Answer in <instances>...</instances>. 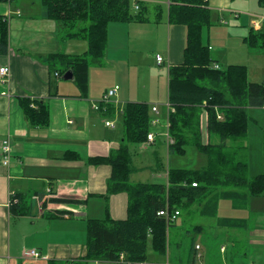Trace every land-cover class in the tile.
<instances>
[{"label": "crops", "instance_id": "crops-1", "mask_svg": "<svg viewBox=\"0 0 264 264\" xmlns=\"http://www.w3.org/2000/svg\"><path fill=\"white\" fill-rule=\"evenodd\" d=\"M26 1H0V15L9 24L10 45L7 54H0V66L10 67V74L0 81V264H127L125 261L84 258L87 253V221L89 218H101L102 214L97 209V201L109 202L112 209L106 205L104 211L116 219L125 218L128 208L127 193L120 192L109 198L104 196L112 173L111 166L88 161L90 157L108 156L123 141L112 138L109 132L103 133L97 126L94 102H99L114 84L121 86L119 78L100 84L98 76L109 74L103 70L115 67L120 57L125 56L126 60H133L137 66H142L156 52L157 58L161 56L164 60L161 63L157 60V64L168 66L165 70L160 68L162 88L165 87L168 103L169 67L184 60L186 26L170 23V0H132L135 9H139L135 3L142 1L147 3L148 9L153 7V13L147 14L146 21L109 24L105 56L101 63L90 66L88 97H79L74 80H67L71 81L72 84L68 85H73V88L61 87L57 79L60 76L52 71L48 57L54 53L82 54L87 50V42L77 37H65L63 22L46 18L41 3L32 2V8ZM157 5H161L160 10ZM208 6L212 12L218 8L231 9L227 5H218L215 0H208ZM253 15H264V12L256 11ZM211 29L209 26L203 30L204 44L210 46L215 64L220 67L230 65L232 49L242 52L246 37L244 31L239 34L242 39L240 44L230 32L229 37L224 39L214 38ZM211 40L220 46L212 47ZM154 42L157 44L155 48L149 46ZM94 66H97V83L100 86L97 92L90 90ZM117 76L122 77L120 73ZM258 80L254 82H264V79ZM121 83H124L123 79ZM131 88L129 86L125 90L123 86V91L120 87L116 101L111 102L114 110L103 109L99 113L113 115L127 102L150 104V101L158 100L137 97L131 94ZM28 98L32 100L33 107L37 103L35 100L48 105L49 125L33 126L29 122L24 110V100ZM168 112L167 107V126ZM5 140L9 141L12 149L8 164L3 153ZM155 142L156 134L153 142L141 145ZM160 167L159 163L155 165V169ZM136 168L134 172L147 166L138 165ZM158 175L167 176L168 171L158 170ZM222 192L219 190L214 195ZM17 195L23 196L26 204L31 206L29 213L15 214L12 211L13 197ZM53 198H76L83 202H55ZM221 198L224 197H205L187 206V224L179 225L173 230V235L170 228L167 251L149 252L145 264H257L256 259L264 257V220L261 219L264 194L251 196L246 207H235L232 201V207L244 214L219 217L212 234L215 243L212 237L206 236L208 224L189 223L193 217L217 215ZM194 205L199 207L195 209ZM60 211L67 213L61 216ZM228 218L235 219L236 226L225 223ZM197 234L202 235L201 242H197ZM33 249L41 256H30Z\"/></svg>", "mask_w": 264, "mask_h": 264}, {"label": "trees", "instance_id": "trees-1", "mask_svg": "<svg viewBox=\"0 0 264 264\" xmlns=\"http://www.w3.org/2000/svg\"><path fill=\"white\" fill-rule=\"evenodd\" d=\"M40 1L46 18L63 22L64 28L69 29L65 37L87 41V50L82 54L54 53L48 57L52 71L59 76L73 70L79 97H88L90 66L101 63L105 56L109 24L148 19V5L142 1L135 3L139 9H135L132 0ZM259 3L264 5V0ZM160 8L161 5H157V9ZM169 20L186 26L187 37L183 62L169 67L168 149L170 153H184L188 144H195L209 155L211 165L200 170L171 168L165 182H132L131 174L137 168L130 143H147L155 117L149 103L124 104L121 108L124 139L119 148L108 156L90 157L88 161L111 166L104 196L127 193V216L116 219L107 214L104 218L88 219L85 259L121 261L123 254L128 263H145L149 259L150 246L158 253L167 251L170 228L178 218L169 220L159 214L161 210L181 212L198 199L210 196L229 198L235 207H246L251 196L264 194V172L253 177L248 175L249 163L240 158L247 148L240 141L249 135L251 116L248 109L264 107V82L249 80L246 65L215 67L210 46L203 42L204 28L213 23L208 0H170ZM244 43L254 52H264V24L259 30L251 26ZM9 47V24L0 15V54H7ZM31 101L30 98L24 100L29 122L33 126L49 125L48 105L35 100L37 103L33 107ZM99 104L100 110L112 112L115 108L103 99ZM204 113L211 140L217 135L219 141L204 142L201 127ZM71 155L74 154L71 152ZM219 189L223 192L214 195ZM52 200L83 202L76 198ZM11 209L15 214H26L31 206L23 196L17 195L13 197ZM65 213L60 211L61 216ZM225 223L236 226L237 221L228 218Z\"/></svg>", "mask_w": 264, "mask_h": 264}, {"label": "rangeland", "instance_id": "rangeland-1", "mask_svg": "<svg viewBox=\"0 0 264 264\" xmlns=\"http://www.w3.org/2000/svg\"><path fill=\"white\" fill-rule=\"evenodd\" d=\"M218 5H227L231 7V9L223 8V9H215L213 11V23L211 25V31L214 38L224 39L225 37H229L228 32L232 33L236 37V41L242 44V39L239 34L243 31L245 35L248 34L250 27L252 26L253 20L257 18L253 13L264 12V5H260L259 0H215ZM32 2L41 3L40 0L26 1L27 4L30 3L29 6L33 8ZM37 4V3H36ZM166 6V4H164ZM153 7L148 9L147 14L151 15L153 13ZM222 18V19H221ZM220 19V20H219ZM81 26L85 24H80ZM63 35H66L69 32L68 28H65ZM70 40V39H69ZM84 40V39H83ZM86 41V40H85ZM212 41V40H211ZM87 42V41H86ZM148 44V43H147ZM157 44L152 43L149 46L155 48ZM212 47H218L220 44L215 40L211 42ZM242 52H238L232 49L231 64H241L246 65L249 71V80L256 81L258 79H264L262 72L264 70V52L263 53H254L246 44H243ZM88 47V45H87ZM214 51V50H213ZM212 51V52H213ZM211 53V51H210ZM161 55L163 53L161 52ZM124 56V54H122ZM261 58V59H259ZM157 53L154 52L153 57H148L147 61L142 64V66H137L134 61L126 60L125 56L120 57V61H117L115 67L104 69L103 72H107L109 74L99 75L97 74V66L92 67V81L90 85V90L93 92H97L99 89V84L97 83V76L100 77V84H104L106 82L111 81L112 79L119 78V82L121 84V90H123V86L126 87L125 90L130 86L131 94H136L137 97H151L158 99L156 101H150V105H158L159 113L152 112L153 116L159 119V122L152 126V131L156 134V142L154 144H147L146 146H142L138 143H130V150L133 156L134 165L138 166H147V168L142 169L140 171L134 172L131 174L132 182H165L167 181V176L161 177L158 175V170H162L167 173V171L171 168L174 169H185V170H200L206 167H210L211 161L209 155L200 150L195 144H188L186 146V152L184 153H170L168 149V126H167V118L165 116V110H167V93L165 91V87L162 88V77L160 75V68L164 70L167 69V64L162 66L157 64ZM113 65V64H112ZM222 66H225L223 64ZM228 66V65H227ZM60 69V68H58ZM250 69V70H249ZM54 72V71H53ZM56 73V72H55ZM122 75V79L124 83L122 84V79L117 76V74ZM262 75V76H261ZM62 76L58 79V82L61 84L63 89L64 86L72 84L71 81L65 80ZM56 78V77H55ZM54 78V79H55ZM260 81V80H258ZM76 84V83H75ZM77 86V85H76ZM115 87V84L113 85ZM73 88V87H72ZM79 90L78 86L74 87ZM110 89V88H109ZM117 94L110 99L111 102H115ZM124 91V90H123ZM103 97V96H102ZM120 102V101H119ZM119 102H116V105H119ZM94 103H97L95 101ZM123 102H120L122 104ZM156 103V104H155ZM94 106V104H93ZM249 114L251 116V121L249 125V136L240 143H245L247 148L243 151L240 158L248 161V175L255 176L264 172V107H249ZM96 119L97 126L102 129V132L108 133L112 138L117 141L123 140L124 134V125L121 110L117 109L116 114L113 115H102L99 113V110H96ZM160 114V115H157ZM107 120L113 121L114 126L107 127ZM202 134L204 142H209L211 140L208 132L207 125V116L204 113L202 118ZM105 127V130L103 131ZM211 141H219V137L214 135ZM159 163L160 168L155 169V165ZM221 190V189H219ZM253 198V197H252ZM91 203V202H90ZM106 205L109 206V202L106 200L99 199L97 201V209L102 211L100 214L101 218L106 217V212L104 208ZM91 207L94 205L91 203ZM193 207L198 208L199 205H194ZM110 208V206H109ZM264 208V206L262 207ZM112 209V208H110ZM182 215L178 216L177 222L171 227V235L173 230L176 229L179 225L187 224L188 221V210L183 208ZM264 213V212H263ZM234 214H244L243 211L236 210L232 207V200L221 198L219 200V210L218 214L215 216L212 215H203L199 217H193L189 220V223H205L209 225L208 230L206 231L207 237H212L214 233V226H216V221L219 217L225 215H234ZM262 221L264 220V214H261ZM213 225V226H211ZM211 226V227H210ZM202 235H195L197 242H201ZM173 237V236H172ZM213 243H215V238H211ZM150 254H154L155 251L152 247H149ZM214 252V250H213ZM261 255V254H260ZM257 264H264V257H258L256 259Z\"/></svg>", "mask_w": 264, "mask_h": 264}, {"label": "built area", "instance_id": "built-area-1", "mask_svg": "<svg viewBox=\"0 0 264 264\" xmlns=\"http://www.w3.org/2000/svg\"><path fill=\"white\" fill-rule=\"evenodd\" d=\"M136 7L139 8V5H137ZM263 24H264V15H257V18L255 20H253V22H252V26L256 30L261 29L263 27ZM158 61L161 63L164 60H163V58L161 56H158ZM215 67L220 68V65L216 64ZM9 74H10V67L9 66H7V65L0 66V81H3L4 78L7 77ZM56 75L59 76L58 73H56ZM119 88H120V86L116 85L115 87L108 89L105 92V94L103 95L102 99L106 103L111 102L110 99L114 95L117 94ZM93 108L95 110L102 109V107L100 106L99 102H98V104L97 103L94 104ZM168 108L170 109V105L169 104H168ZM153 111L158 113L159 112L158 106L154 105L153 106ZM158 122H159V119H157L156 117L152 120L153 125L157 124ZM106 123L109 126H114V122L113 121H107ZM154 140H155V133L154 132H150L148 134V141L149 142H153ZM3 153L5 155L4 156L5 163L8 164L10 156H11V153H12V149H11V146H10L8 140H5L3 142ZM159 214L167 216L169 220H175L179 216L180 211L176 210L174 213H170L169 209L165 208V210H161L159 212ZM198 247H200V246H198ZM29 255L30 256L39 257V256H41V253L39 251L33 249V250L30 251ZM121 261H124V255L123 254L121 255ZM126 263L127 264H131V263H128V262H126ZM139 264H145V263H139Z\"/></svg>", "mask_w": 264, "mask_h": 264}, {"label": "water", "instance_id": "water-1", "mask_svg": "<svg viewBox=\"0 0 264 264\" xmlns=\"http://www.w3.org/2000/svg\"><path fill=\"white\" fill-rule=\"evenodd\" d=\"M63 78L65 80H74L75 79V75L72 69H69L68 71H66L63 75Z\"/></svg>", "mask_w": 264, "mask_h": 264}]
</instances>
